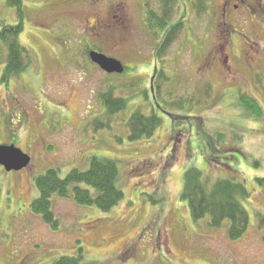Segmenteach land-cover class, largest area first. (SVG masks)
I'll return each instance as SVG.
<instances>
[{"label":"rangeland","instance_id":"rangeland-1","mask_svg":"<svg viewBox=\"0 0 264 264\" xmlns=\"http://www.w3.org/2000/svg\"><path fill=\"white\" fill-rule=\"evenodd\" d=\"M147 1L25 0L20 40L32 61L5 82L8 48L0 43V146L31 157L20 171L0 165V264H53L80 246L88 264H264V120L238 104L248 93L264 109V0H207L202 13L179 0L181 32L161 59ZM16 23L15 9L0 0V29ZM88 47L130 69L105 72ZM157 69L166 75L161 91ZM112 88L130 102L110 117L102 95ZM184 102L188 109H177ZM137 109L156 110L163 122L150 139L130 142L126 119ZM220 135L215 149L203 146ZM92 155L119 162L124 200L103 212L54 195V228L32 211L36 178L52 167L61 176L86 168ZM191 166L211 183H245L251 220L240 238L231 239L226 225L193 220L181 199Z\"/></svg>","mask_w":264,"mask_h":264},{"label":"trees","instance_id":"trees-1","mask_svg":"<svg viewBox=\"0 0 264 264\" xmlns=\"http://www.w3.org/2000/svg\"><path fill=\"white\" fill-rule=\"evenodd\" d=\"M178 1L155 0V6L152 7L148 0L145 5L146 25L150 35L159 41L156 56L160 59L163 58L165 51L175 42L181 32L183 21L179 19L174 22L178 10ZM6 3L15 9L18 23L15 25L4 24L0 29V43H4L8 48L2 75L4 82L11 78L20 77L30 67L32 61L30 51L20 40L25 28V0H6ZM192 5L199 13H202L206 11L208 2L207 0H192ZM91 49L93 48L88 47L86 52L90 60ZM128 69L130 68L125 66V70ZM165 77L163 69L156 70L154 80L158 82L155 90L158 88V91H161L159 82ZM113 88L102 95L103 103L106 105L110 117L118 113H126L130 102L128 97L117 96ZM142 92L146 96L145 89ZM238 104L246 116L264 120V109L254 96L248 93H240ZM177 109L187 110L188 107L184 102L178 104ZM97 118H95L94 123L100 124L101 127L109 126L108 123ZM162 122L163 118L156 110L146 115L137 109L126 119L129 131L128 139L130 142L143 138L150 139L162 125ZM222 138L223 135H220L214 140V136H211L210 143L208 141V145L203 146H210L215 149L216 142ZM231 157H233L232 154L227 155L228 159ZM211 158H213L212 155L209 156L208 160ZM60 173V168L52 167L36 178L39 195L31 204L32 211L42 215L44 220L54 228L58 227V221L52 209L54 195L73 198L82 206H95L103 212L113 210L125 198V192L119 184V162L111 157L92 155L88 167L72 168L65 176H61ZM184 178L181 199L187 203L194 221L207 219L208 225L214 228L226 225L231 239L240 238L248 230L251 213L243 202L251 195V192L245 183L226 178H219L211 183L205 180L202 169L194 166L185 171ZM1 193L0 188V198ZM151 202L155 203L154 199ZM53 264H88L85 262L84 247L80 246L76 255H61Z\"/></svg>","mask_w":264,"mask_h":264},{"label":"water","instance_id":"water-1","mask_svg":"<svg viewBox=\"0 0 264 264\" xmlns=\"http://www.w3.org/2000/svg\"><path fill=\"white\" fill-rule=\"evenodd\" d=\"M90 58L107 73L121 74L125 71V67L119 59L109 57L97 50H92L90 52ZM30 161L31 157L15 145L0 146V165L7 171H20L26 168Z\"/></svg>","mask_w":264,"mask_h":264},{"label":"flooded vegetation","instance_id":"flooded-vegetation-1","mask_svg":"<svg viewBox=\"0 0 264 264\" xmlns=\"http://www.w3.org/2000/svg\"><path fill=\"white\" fill-rule=\"evenodd\" d=\"M241 1H242V3H247V2L250 1V0H241ZM235 8L238 9V5H236ZM255 49L257 50L258 47L253 48V50H255ZM258 52H260V49H258Z\"/></svg>","mask_w":264,"mask_h":264}]
</instances>
